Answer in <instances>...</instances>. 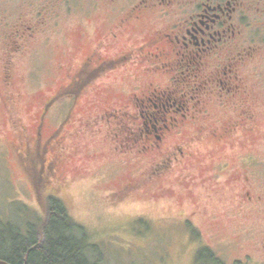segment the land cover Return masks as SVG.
Here are the masks:
<instances>
[{
  "label": "flooded vegetation",
  "instance_id": "1",
  "mask_svg": "<svg viewBox=\"0 0 264 264\" xmlns=\"http://www.w3.org/2000/svg\"><path fill=\"white\" fill-rule=\"evenodd\" d=\"M19 2L24 11L15 15L0 10V83L8 113L24 93L23 89L13 91L16 62L46 53L49 32L58 28L54 23L69 17L72 10L78 8L86 14L99 5L108 10L105 26L94 29L87 40L80 33L78 45L63 49L62 55L77 63L68 68V80L60 91L40 113L34 112L32 136L27 124L7 114L12 128L25 134L16 149L25 163L40 148L42 160L37 168L40 166L41 173L47 169L58 181L67 166V162L61 164V157L69 162L79 159L84 149L82 136H94L103 128L119 158L146 161L136 177L112 192L121 199L169 177L187 180L189 175L176 168L192 157L199 138L222 141L235 134L240 139L239 204L243 209H260L264 200V104L257 92L264 90L263 0ZM129 64L139 65L148 76L166 74L168 81L162 86L149 81L145 91L132 93L128 103L119 107L105 103L97 113L80 114L107 74ZM61 99L67 109L44 138L49 110ZM212 104L235 112L218 124L205 125ZM156 107L159 110L154 114L152 108ZM147 121L158 127L149 129ZM218 168L224 170L226 165ZM262 247L264 250V244Z\"/></svg>",
  "mask_w": 264,
  "mask_h": 264
},
{
  "label": "rangeland",
  "instance_id": "2",
  "mask_svg": "<svg viewBox=\"0 0 264 264\" xmlns=\"http://www.w3.org/2000/svg\"><path fill=\"white\" fill-rule=\"evenodd\" d=\"M24 7L19 0H0V10L6 9L9 15L24 11ZM107 11L100 5L86 14L78 8L72 10L69 17L54 23L58 28L49 32L46 53L16 62L13 91L23 89L24 93L17 97L9 113L2 101L4 87L0 83V221L25 232L29 223L43 221L47 198L55 196L71 219L82 226L88 245L97 247V253L88 248V256H98L103 264H205L197 261L202 247L210 248L224 264H264V200L260 209H243L237 197L238 135L222 141L210 139V143L199 138L192 157L176 168L189 175L187 180L169 177L121 199L113 197L112 192L136 177L146 161L121 160L112 152L103 128L94 136H82L84 149L79 159L69 162L61 157V164L67 162V166L58 181L47 169L41 173L40 166L37 168L42 160L40 148L27 163L16 154L25 134L12 128L7 114L27 124L28 135L32 136L34 112L40 113L49 98L60 91L68 80V68L77 63L67 54L63 56V49L78 45L80 33L87 40L94 29L105 26ZM149 81L162 86L168 78L166 74L145 75L137 64L117 68L107 74L91 104L80 114L97 113L105 103L111 107L126 104L132 93L145 91ZM257 95L264 104V90ZM62 100L49 110L51 115L42 131L44 138L47 129L59 124L67 109ZM158 110L152 108L154 114ZM210 111L204 124L211 126L235 112L217 104H212ZM147 126L158 127L154 121H147ZM220 164L226 168L220 170ZM45 180L48 182L44 186Z\"/></svg>",
  "mask_w": 264,
  "mask_h": 264
},
{
  "label": "trees",
  "instance_id": "3",
  "mask_svg": "<svg viewBox=\"0 0 264 264\" xmlns=\"http://www.w3.org/2000/svg\"><path fill=\"white\" fill-rule=\"evenodd\" d=\"M87 240L82 226L71 219L55 196L47 198L43 221L37 225L29 223L25 232L0 221V259L10 264H103L98 256H88L87 249L96 252L97 247L88 245ZM197 261L224 264L208 247L198 251Z\"/></svg>",
  "mask_w": 264,
  "mask_h": 264
},
{
  "label": "water",
  "instance_id": "4",
  "mask_svg": "<svg viewBox=\"0 0 264 264\" xmlns=\"http://www.w3.org/2000/svg\"><path fill=\"white\" fill-rule=\"evenodd\" d=\"M0 264H10V263L0 259Z\"/></svg>",
  "mask_w": 264,
  "mask_h": 264
}]
</instances>
